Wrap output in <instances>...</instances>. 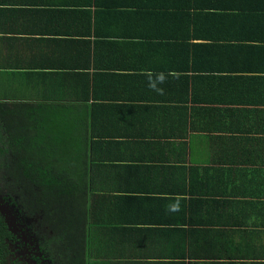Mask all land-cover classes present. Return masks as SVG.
Instances as JSON below:
<instances>
[{
  "label": "crops",
  "instance_id": "crops-1",
  "mask_svg": "<svg viewBox=\"0 0 264 264\" xmlns=\"http://www.w3.org/2000/svg\"><path fill=\"white\" fill-rule=\"evenodd\" d=\"M0 82L94 193L88 251L119 229L105 264H264V0H0Z\"/></svg>",
  "mask_w": 264,
  "mask_h": 264
},
{
  "label": "trees",
  "instance_id": "trees-1",
  "mask_svg": "<svg viewBox=\"0 0 264 264\" xmlns=\"http://www.w3.org/2000/svg\"><path fill=\"white\" fill-rule=\"evenodd\" d=\"M231 14L232 13L230 12L226 16ZM256 20L257 19H254V22ZM212 31L210 30V34L205 36L206 38L210 39H198V37H201V35L197 33L195 35L196 39L189 38L184 39L183 41H178V44H180L182 47V53L189 59L193 58L194 64L191 63L190 71L195 70V72H198L197 60L195 59V57L200 55L202 52L207 53L209 51V47L214 46L206 44L208 40L217 38L215 37V35L217 34ZM190 40H204V43H189ZM0 105V121L5 131V139L8 150H10L13 155V158L11 159V161H9V163L12 164L13 170H16L18 172L17 174L19 175L22 174L25 177H31L30 179H32V176H36L35 179L38 180V184L41 189L40 191L44 194V199L46 200V198L52 197L51 199L54 200L56 208H60L63 204H65L66 207H72L71 213L66 214L67 217L72 216L73 218L67 222L70 223V228L72 231H69V237L80 242L82 247V261H84V264H86V260H84L86 259L85 252L87 249L86 222H88V209L86 202L88 201V198L91 199L95 196L94 193L90 192V188L86 183H82L84 175H80L74 178L72 175L67 174V172L74 167L70 160H64L63 158L59 159L58 155H56L55 157L51 153L49 154L46 145L51 144L48 142L47 137L44 136L45 132L41 133L38 137L40 138L41 143L38 142L33 134V131L36 130V126L34 127V125H36L37 123V117L29 111V104L10 100L7 103H0ZM42 143L46 145H43ZM35 145L43 146L47 148V150L42 147L37 148ZM87 156L88 153L86 150L84 157L86 158ZM89 161L90 160L87 158V163H89ZM98 189L100 190L101 187H99ZM87 196L89 197L87 198ZM107 196L108 194L104 195L103 197L107 198ZM105 201L110 202V200L107 199H105ZM232 202L233 201H231L230 203ZM244 205H246L247 209V207L252 205V203L250 201L243 202L242 211H246V209H243ZM63 212L64 210H62V213ZM103 214H105V212ZM63 219H65V217H63ZM244 219L245 218H242L240 221H238L237 224L243 222ZM75 220H80V222L82 223L81 229L75 227V225L77 226V224L74 222ZM100 233L103 236H107V238L100 239L99 236L97 238L90 239L91 245L95 250V252H92L95 253V257L98 260L94 262L96 264H105V262L102 260L104 257L110 259V261L112 258H122L123 252L121 250L117 249L115 246L113 248L111 247L112 250L109 247V244L110 246H113L112 238L115 234L119 233V229L104 228L101 229ZM1 258L0 264H2ZM122 262L124 261H115L107 264H121Z\"/></svg>",
  "mask_w": 264,
  "mask_h": 264
},
{
  "label": "flooded vegetation",
  "instance_id": "flooded-vegetation-1",
  "mask_svg": "<svg viewBox=\"0 0 264 264\" xmlns=\"http://www.w3.org/2000/svg\"><path fill=\"white\" fill-rule=\"evenodd\" d=\"M12 156L0 121L2 264H84L80 242L69 237L72 231L67 222L73 218L66 214L71 213L72 207L63 204L56 208L52 197L45 200L36 176L30 179L13 170L9 163ZM76 220L75 227L81 229L82 223ZM85 255L86 264H96L95 253L86 249Z\"/></svg>",
  "mask_w": 264,
  "mask_h": 264
},
{
  "label": "rangeland",
  "instance_id": "rangeland-1",
  "mask_svg": "<svg viewBox=\"0 0 264 264\" xmlns=\"http://www.w3.org/2000/svg\"><path fill=\"white\" fill-rule=\"evenodd\" d=\"M5 86H6V83L5 82H0V91H2L4 88H5ZM1 106V105H0ZM105 188V193H104V195H107V194H109V192L112 190L110 187H107V186H104ZM102 189V188H101ZM101 189L99 190L98 189V194H100L101 195ZM101 202H99V204H100Z\"/></svg>",
  "mask_w": 264,
  "mask_h": 264
}]
</instances>
